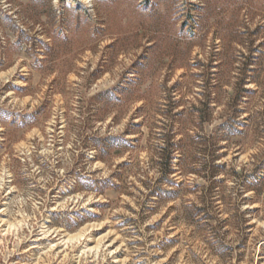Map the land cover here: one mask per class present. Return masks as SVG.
<instances>
[{
  "label": "rangeland",
  "instance_id": "1",
  "mask_svg": "<svg viewBox=\"0 0 264 264\" xmlns=\"http://www.w3.org/2000/svg\"><path fill=\"white\" fill-rule=\"evenodd\" d=\"M262 163L264 0H0V264H264Z\"/></svg>",
  "mask_w": 264,
  "mask_h": 264
},
{
  "label": "trees",
  "instance_id": "2",
  "mask_svg": "<svg viewBox=\"0 0 264 264\" xmlns=\"http://www.w3.org/2000/svg\"><path fill=\"white\" fill-rule=\"evenodd\" d=\"M172 144V143H171ZM175 150V149H174ZM173 150V151H174ZM173 151H171L170 153H168V155L166 156V160H167V162L169 163V162H171V159L173 158L172 157V152ZM264 163H262V165H263ZM257 180H255V178L253 177V180H255L256 181V184L258 183V185H259V187H263L264 186V175H261V174H259L257 177Z\"/></svg>",
  "mask_w": 264,
  "mask_h": 264
}]
</instances>
